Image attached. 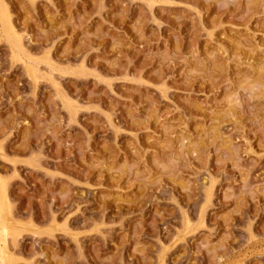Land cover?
Listing matches in <instances>:
<instances>
[{"label":"rangeland","instance_id":"1","mask_svg":"<svg viewBox=\"0 0 264 264\" xmlns=\"http://www.w3.org/2000/svg\"><path fill=\"white\" fill-rule=\"evenodd\" d=\"M0 5V261L264 264V0Z\"/></svg>","mask_w":264,"mask_h":264},{"label":"bare ground","instance_id":"2","mask_svg":"<svg viewBox=\"0 0 264 264\" xmlns=\"http://www.w3.org/2000/svg\"><path fill=\"white\" fill-rule=\"evenodd\" d=\"M6 10L5 8H3V6L0 5V21L2 22V24H4V36H6L5 38L6 39H10V40H14V42L12 44H14V47L15 49H19V51L22 49L21 47V41H20V37L18 35H16L14 32H13V27L11 28V24H9V18L8 16L6 15ZM16 51V50H14ZM18 52V51H17ZM19 58V57H18ZM5 198V194H4V191L1 189L0 187V207L2 205V202L4 201ZM8 205V204H7ZM2 208V207H1ZM1 210V209H0ZM8 210V209H7ZM0 230L5 233V234H8L9 232V225H6L4 221H2V217H0ZM5 220V219H4ZM8 226V227H7ZM5 249V248H4ZM6 250V249H5ZM3 254V252H2ZM8 259V258H7ZM0 264H6V254H3L2 256V259L0 261Z\"/></svg>","mask_w":264,"mask_h":264}]
</instances>
